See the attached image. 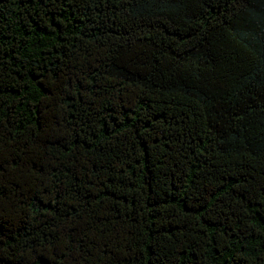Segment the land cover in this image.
<instances>
[{
  "label": "trees",
  "instance_id": "obj_1",
  "mask_svg": "<svg viewBox=\"0 0 264 264\" xmlns=\"http://www.w3.org/2000/svg\"><path fill=\"white\" fill-rule=\"evenodd\" d=\"M0 264H264V0H0Z\"/></svg>",
  "mask_w": 264,
  "mask_h": 264
}]
</instances>
